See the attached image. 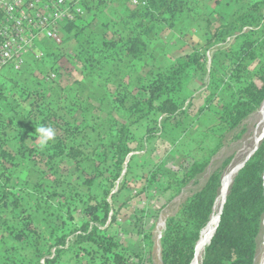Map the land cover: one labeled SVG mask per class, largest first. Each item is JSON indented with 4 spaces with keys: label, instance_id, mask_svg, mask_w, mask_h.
Returning a JSON list of instances; mask_svg holds the SVG:
<instances>
[{
    "label": "trees",
    "instance_id": "1",
    "mask_svg": "<svg viewBox=\"0 0 264 264\" xmlns=\"http://www.w3.org/2000/svg\"><path fill=\"white\" fill-rule=\"evenodd\" d=\"M129 1L86 0L89 18L65 23L66 35L76 43L68 55L79 62L78 77H61L57 60L67 53L60 47L48 52L53 62L34 56L19 71H0V264H144L154 245L150 231L141 232L140 249L131 250L109 229L121 208L101 229L113 210L109 197L117 182L123 178L120 191L130 186L131 154L157 138L159 126L178 129L185 138L180 153L194 160L169 182L188 184L206 171L231 135L242 137L246 128L237 130L264 106V0L244 2L229 18L219 13L216 25L209 20L211 34L203 44L190 43L191 50L164 63L152 48L160 26L173 29L196 0H146L136 7ZM217 45L224 47L209 70L207 52ZM51 72L57 79H48ZM206 77L208 90L200 101L195 94ZM29 98L25 114L21 106ZM205 111L215 122L199 123ZM32 117L39 118L33 126ZM41 126L54 131L43 147L36 131ZM232 160L226 158L166 219L163 264H192ZM162 169L163 162H155L140 176V195L162 188ZM227 194L200 264H257L264 229V138ZM39 212L43 224L35 221Z\"/></svg>",
    "mask_w": 264,
    "mask_h": 264
},
{
    "label": "rangeland",
    "instance_id": "2",
    "mask_svg": "<svg viewBox=\"0 0 264 264\" xmlns=\"http://www.w3.org/2000/svg\"><path fill=\"white\" fill-rule=\"evenodd\" d=\"M248 1L251 0H242L240 2L235 0H196V7L183 13L173 29H165L164 25L160 26V31L152 42V48L155 49L158 54V56H156L159 59L158 61L164 63L168 59L179 56L184 51L191 50L192 46L190 43L192 44L194 42L197 46L203 44L211 34L207 29L209 20L216 25L219 13L228 18L232 17L235 11L241 8L244 2L246 3ZM113 5L117 9L121 8L120 4L117 2ZM87 17L89 18V16ZM99 22L100 20L96 19L93 25L97 26ZM66 36V40L62 45L43 42L41 46V48L45 50L44 60L46 63L53 62L54 57L48 54L52 47H60L62 52L67 53L60 55V58L57 60V63H59L57 65H60L63 68L59 69L63 70V75H61V77L65 80H67L68 77L76 78L80 75L79 62L68 55L69 53H74L76 43L72 35ZM229 41H232V39ZM221 47H224V45H217L208 50L207 58L209 70L213 56L215 54L220 55L218 49ZM33 58L34 55H30L27 57V60H32ZM53 74L55 73L51 72L48 77L51 79H57L58 73L55 74V77L52 76ZM19 75L22 76L23 73ZM189 83L190 81L187 82V84ZM201 83L199 90L195 94L196 99L200 101L203 97L202 94H205L208 90V77H206ZM32 100V98L26 99V102L21 106V110L25 114L31 107L29 103ZM187 105L188 102L185 106ZM5 108L8 109L6 106ZM262 109L252 115L246 123L237 130L240 132L243 128H246V132L242 137L237 140H232L233 137L231 135L226 145L212 158L206 171L188 184H183L182 182L176 183V181L169 182L170 178H174L188 170L194 160L193 157L184 156L180 153V148L183 147L184 144L182 143L185 138L182 139L183 133L178 131V129L173 128L170 125L166 126L165 129H162L161 126H159L158 134L156 136L157 138L147 141L142 147V150L133 153L135 158L132 161V172L129 175L130 186L126 187L123 191H120L119 187L123 182V178H121L112 191L115 195L114 197H111L113 209L115 211L121 208V213L117 218V222L109 229L112 232H118L120 238L129 248H131V250L140 249L141 232L145 230L150 231L153 235L154 245L151 256L148 257L147 255L144 264H163L161 259L160 238L165 229L166 219L169 216L176 214L187 197L193 192L199 190L206 183L212 171L220 166L226 158L232 157L233 160L230 167L226 169L225 174L236 166H241L249 159L257 144H259L264 138V106ZM32 118V123L31 120L29 123L33 126V123L35 122L34 119L38 120L39 118ZM87 120L90 124L94 123L93 117L89 116ZM185 121L186 118L181 119L182 123ZM213 122H215V116L209 111H205L199 120L200 124H211ZM192 138L197 139L196 132L193 134ZM28 142L32 143L31 140ZM159 161L163 162V177L161 178V181H163L162 188L152 187L148 190V195L143 193L140 195L139 193L144 185L140 180V176L148 172L153 168L154 163ZM139 164H141L142 171L136 173L135 170ZM22 169H25L26 172L28 171L27 168ZM125 172L126 168L123 172V177ZM170 184L172 185V188L165 190L164 187H168ZM27 198L29 199L30 204L34 206L33 194L30 192L27 193ZM74 213L78 215L79 220L82 219L79 211H74ZM34 218L38 224L44 223V214L42 212L35 214ZM8 220L12 222L13 218L9 215ZM126 222L128 225L124 224ZM13 223L18 224L19 222L14 220ZM259 245L260 248L257 256V264H260L264 253V229L259 239Z\"/></svg>",
    "mask_w": 264,
    "mask_h": 264
},
{
    "label": "built area",
    "instance_id": "3",
    "mask_svg": "<svg viewBox=\"0 0 264 264\" xmlns=\"http://www.w3.org/2000/svg\"><path fill=\"white\" fill-rule=\"evenodd\" d=\"M85 1L0 0V71L6 67L21 70L30 54L42 59L45 50L41 46L45 41L62 45L67 37L65 23L78 20L80 16H89ZM129 3L136 7L145 5L146 0H130ZM113 215L114 209L101 229L111 225Z\"/></svg>",
    "mask_w": 264,
    "mask_h": 264
},
{
    "label": "bare ground",
    "instance_id": "4",
    "mask_svg": "<svg viewBox=\"0 0 264 264\" xmlns=\"http://www.w3.org/2000/svg\"><path fill=\"white\" fill-rule=\"evenodd\" d=\"M257 135H258V133H257ZM233 162H235V161H233ZM241 166H236L235 168L231 169L228 173L223 175L224 177L222 178L223 181H222L221 193H220V195L217 198V201L215 203L214 213H213L209 223L207 224V226L202 231V236H201V238L197 244V255H196L195 259L193 260L192 264H200L202 256H203L204 247H205L206 243L210 241V239L212 238V236L214 234L215 227H216L218 220H219V217H220L221 208L224 204L226 196L228 195L227 193H228L229 187H230L235 175L237 174V172ZM260 264H264V253H263L262 259L260 261Z\"/></svg>",
    "mask_w": 264,
    "mask_h": 264
},
{
    "label": "clouds",
    "instance_id": "5",
    "mask_svg": "<svg viewBox=\"0 0 264 264\" xmlns=\"http://www.w3.org/2000/svg\"><path fill=\"white\" fill-rule=\"evenodd\" d=\"M36 131L39 133L40 138H41V147L45 146L47 141L52 139L54 136V131L50 127L41 126L37 128Z\"/></svg>",
    "mask_w": 264,
    "mask_h": 264
},
{
    "label": "crops",
    "instance_id": "6",
    "mask_svg": "<svg viewBox=\"0 0 264 264\" xmlns=\"http://www.w3.org/2000/svg\"><path fill=\"white\" fill-rule=\"evenodd\" d=\"M215 1H220V0H215ZM135 171H136V173H139V171H142L141 164L138 165V167H137V169ZM124 224H127V222L124 223Z\"/></svg>",
    "mask_w": 264,
    "mask_h": 264
},
{
    "label": "water",
    "instance_id": "7",
    "mask_svg": "<svg viewBox=\"0 0 264 264\" xmlns=\"http://www.w3.org/2000/svg\"><path fill=\"white\" fill-rule=\"evenodd\" d=\"M258 146H259V144H257V146L255 147V149L253 150V152L251 153V155L257 150ZM251 155H250V156H251ZM224 203H225V201H224ZM223 205H224V204H223ZM222 208H223V206H222ZM222 208H221L220 214H221V212H222Z\"/></svg>",
    "mask_w": 264,
    "mask_h": 264
}]
</instances>
